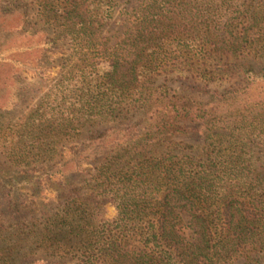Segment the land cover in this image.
<instances>
[{"label": "trees", "instance_id": "16d2710c", "mask_svg": "<svg viewBox=\"0 0 264 264\" xmlns=\"http://www.w3.org/2000/svg\"><path fill=\"white\" fill-rule=\"evenodd\" d=\"M3 2L67 55L0 126V264H264V0Z\"/></svg>", "mask_w": 264, "mask_h": 264}, {"label": "rangeland", "instance_id": "374dc122", "mask_svg": "<svg viewBox=\"0 0 264 264\" xmlns=\"http://www.w3.org/2000/svg\"><path fill=\"white\" fill-rule=\"evenodd\" d=\"M3 10L5 13L9 9L10 0H3ZM14 7L15 5L22 6L26 5L29 0H13ZM12 5V3H11ZM30 7V5H29ZM5 16V14H4ZM0 15V40H3L5 32L9 29H14V37L20 39L21 36L16 33L18 31L26 30L25 27H22L19 19L16 20L11 18H6ZM16 19V18H15ZM16 23H18L16 25ZM16 25V26H15ZM19 35V36H17ZM8 37L3 45L0 47V64H3L1 67L4 68L2 71L3 74L14 73V80L6 81L9 86L1 87L3 93L8 96L9 100L7 108L0 111V126H5L9 121L12 122L22 116L23 113L27 112L28 107L32 104L39 102L40 97L42 96L45 89H47L48 84L56 78V75L59 71V64L61 60L64 59V56H61L64 52L66 46L62 47L59 45L54 46L52 48V52L48 53L45 49H39V53L31 52L28 54L27 51H20L15 48V45H22V42H18L12 46ZM58 47V48H57ZM38 50V49H37ZM45 53L43 59H39L41 54ZM67 55V52H64ZM13 61H17L19 65L13 64ZM32 68L33 70H30ZM28 69V70H27ZM5 83V84H6ZM11 84L16 85L17 87H13L16 92V95L10 96ZM0 85H2V81H0ZM69 146H65L64 154L61 157L63 162L68 161L71 156V150L68 148ZM90 165L86 164L85 168H88ZM54 188L55 185L52 182L46 183L45 186L40 187L37 191L38 199L52 198L54 196ZM37 199V200H38ZM114 209L105 205L103 210V215L105 218H112L114 216Z\"/></svg>", "mask_w": 264, "mask_h": 264}]
</instances>
